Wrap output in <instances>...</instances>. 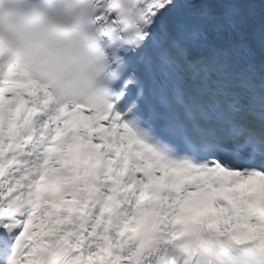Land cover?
<instances>
[{"label":"snow or ice","instance_id":"1","mask_svg":"<svg viewBox=\"0 0 264 264\" xmlns=\"http://www.w3.org/2000/svg\"><path fill=\"white\" fill-rule=\"evenodd\" d=\"M0 264H264V0H0Z\"/></svg>","mask_w":264,"mask_h":264}]
</instances>
